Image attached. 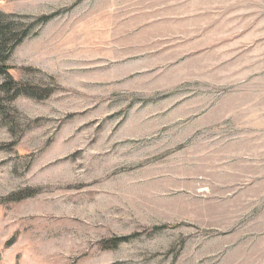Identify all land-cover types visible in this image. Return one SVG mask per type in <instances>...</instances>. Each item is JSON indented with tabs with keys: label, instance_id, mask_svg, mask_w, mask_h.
I'll return each mask as SVG.
<instances>
[{
	"label": "rangeland",
	"instance_id": "rangeland-1",
	"mask_svg": "<svg viewBox=\"0 0 264 264\" xmlns=\"http://www.w3.org/2000/svg\"><path fill=\"white\" fill-rule=\"evenodd\" d=\"M0 65V264H264V0H0Z\"/></svg>",
	"mask_w": 264,
	"mask_h": 264
},
{
	"label": "trees",
	"instance_id": "trees-1",
	"mask_svg": "<svg viewBox=\"0 0 264 264\" xmlns=\"http://www.w3.org/2000/svg\"><path fill=\"white\" fill-rule=\"evenodd\" d=\"M56 15V13H52V14H48V15H44L41 17V21L42 22H48L49 20H51L54 16ZM9 70V66H5V65H0V74L2 73H6ZM129 238V236H123V237H118L115 240L116 245H118L119 243H121L124 240H127Z\"/></svg>",
	"mask_w": 264,
	"mask_h": 264
}]
</instances>
